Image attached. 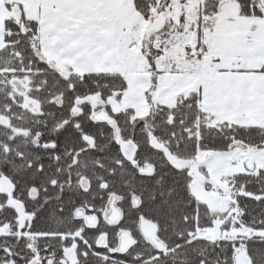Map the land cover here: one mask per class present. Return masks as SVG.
Here are the masks:
<instances>
[{
	"label": "snow or ice",
	"instance_id": "snow-or-ice-1",
	"mask_svg": "<svg viewBox=\"0 0 264 264\" xmlns=\"http://www.w3.org/2000/svg\"><path fill=\"white\" fill-rule=\"evenodd\" d=\"M0 264H264V0H0Z\"/></svg>",
	"mask_w": 264,
	"mask_h": 264
}]
</instances>
